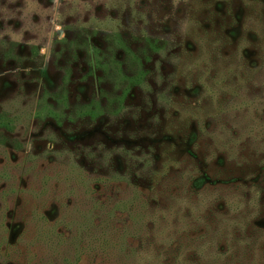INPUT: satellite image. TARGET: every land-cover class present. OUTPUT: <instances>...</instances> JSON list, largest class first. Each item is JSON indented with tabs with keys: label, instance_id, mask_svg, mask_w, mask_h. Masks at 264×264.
Wrapping results in <instances>:
<instances>
[{
	"label": "rangeland",
	"instance_id": "1",
	"mask_svg": "<svg viewBox=\"0 0 264 264\" xmlns=\"http://www.w3.org/2000/svg\"><path fill=\"white\" fill-rule=\"evenodd\" d=\"M0 264H264V0H0Z\"/></svg>",
	"mask_w": 264,
	"mask_h": 264
}]
</instances>
